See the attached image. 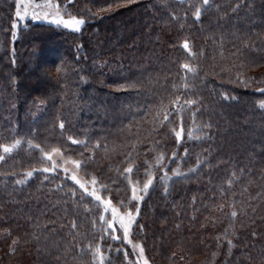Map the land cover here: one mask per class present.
<instances>
[{
  "label": "trees",
  "instance_id": "16d2710c",
  "mask_svg": "<svg viewBox=\"0 0 264 264\" xmlns=\"http://www.w3.org/2000/svg\"><path fill=\"white\" fill-rule=\"evenodd\" d=\"M55 2L79 31L0 0V264H97L96 247L128 264L132 247L63 166L88 157L77 179L134 213L151 264H264V0ZM177 97L198 103L179 144L180 120H163ZM44 153L55 172L38 171L52 167Z\"/></svg>",
  "mask_w": 264,
  "mask_h": 264
},
{
  "label": "snow or ice",
  "instance_id": "6c2138e0",
  "mask_svg": "<svg viewBox=\"0 0 264 264\" xmlns=\"http://www.w3.org/2000/svg\"><path fill=\"white\" fill-rule=\"evenodd\" d=\"M72 0H69V3H71ZM210 3V0H202V4L203 5H209ZM37 7H39V5H37ZM52 7H58L56 5H52ZM15 15L20 18V19H23L24 17L21 16V13L20 11H17L15 13ZM56 15L59 17L60 14H59V11H57ZM194 16H195V19L198 21L201 17V10L199 8H197L195 10V13H194ZM55 23L57 24H63L65 27L67 28H72L74 31H79L80 30V26H82L85 21L83 19H79V18H76V17H70L69 19L65 20L63 19V17H60L58 19L55 20ZM13 28L16 27L15 24L12 25ZM182 47L184 49H188L189 52H190V49H189V45L187 43V41L184 42V44L182 45ZM182 68L188 72V73H193L195 74L196 73V69L194 67H190L189 64L185 63L182 65ZM261 91H264V89H261ZM227 99V97H225ZM196 104L197 107H198V103L197 101L195 100H184L183 103L180 102V99L179 97L176 98V100L173 102V107L171 109V111H169L167 114H165L163 116V120L164 121H167L169 123H173L175 122L176 120H180V125H179V130H176V129H173V132L175 133V139L177 141V143L179 144L181 141H183L184 139V128H183V117H182V113L186 110V109H190L192 107V105ZM261 108H264V103H261L260 105ZM193 116H195V112L192 113ZM169 117H173V120H169ZM207 126V125H206ZM65 125L63 122H60L59 123V128L60 129H64ZM192 138V135L191 133H189V139ZM198 139L200 137H197ZM68 140L71 141L72 144H81L82 141L81 140H78V139H74L72 136H68ZM21 143L20 140H16L15 141V144L12 146V147H8V146H4L3 147V151L5 153H11L13 148L19 146ZM36 148H39L40 145H35ZM95 147H100L99 144H96ZM53 152L54 153H59V149H53ZM187 150H185V155H187ZM44 157L48 160V161H52V167L49 168V167H44L42 169H39L38 171H41L42 173H49V172H55L56 169H57V165L55 163V161H53V158H52V154H49V153H44ZM173 159H177L176 157V154L173 153ZM4 157L3 156H0V160H3ZM91 159V157H88L86 159H84L83 161L81 160H77V161H72V163L75 165V167L77 169H80L81 168V165L84 164L85 166L87 165V163L89 162V160ZM163 160V157H159L157 159V163H161ZM34 171H37V170H34ZM34 171H29L27 172V177L31 178L33 175H34ZM124 173L125 174H131L133 172V168L131 166L125 168L124 170ZM190 171H195V169H190ZM64 172L67 173L68 172V169H64ZM174 175H183V173L180 172L179 169L176 170V172L174 173ZM44 179H48L47 176H44L43 177ZM71 181H73L76 185H79V188L80 189H83L84 193H86L87 195L91 196V197H94L96 201H101V203L104 205V211L105 212H108L110 209L108 207V205L111 203L110 200L108 201H103L102 198L97 195L96 191L93 190L92 192H89L88 191V188L85 186V184L81 183V181L79 179H77V176L75 173L71 174L69 177H68ZM125 179H127V175H125ZM154 179L155 177H150L147 179L146 183H144L143 185V188L140 189L139 191H142L143 193L147 194L149 188H151L153 186V182H154ZM161 181L162 182H166L168 180L171 179V177H169L167 175V172H165L162 176H161ZM16 183L18 184H22L24 183V181L22 180H17ZM92 184L95 185L96 184V179L93 177L92 179ZM165 191H167V188L165 187L164 189ZM72 195H75V192L73 191ZM143 196L138 194V189L135 187V185L132 186L131 188V200L133 201H137V202H140L143 200ZM113 211V215H112V219L111 220H108V221H105V223L107 224V227L109 229L112 230V232L114 233L115 232V222L117 220V217L115 215V210H112ZM139 209L137 208V213H138ZM237 215V213L235 211H232L231 212V216L232 217H235ZM101 220L104 219L103 216L100 217ZM134 223V217L132 216V213L129 212L127 214V222H125V218L121 217L119 219V227L122 229L123 231V236H124V239L127 243L131 244V240L128 239V234H129V229L131 227V225ZM73 227H75V225H73ZM113 239H120V237L118 236H115L113 235L112 236ZM15 243V242H14ZM229 245L231 246V241H229ZM136 247H139V246H134V250ZM117 251H120V250H117ZM139 254L142 255L143 254V248L140 247L139 249ZM125 257L127 256V253L125 252L124 253ZM93 256L94 258H96L98 260V264H105V257L103 255V253L101 252L100 248L99 247H96L95 249V252L93 253ZM139 264V262H138ZM142 264H148V261L147 259L145 258L142 262Z\"/></svg>",
  "mask_w": 264,
  "mask_h": 264
},
{
  "label": "rangeland",
  "instance_id": "374dc122",
  "mask_svg": "<svg viewBox=\"0 0 264 264\" xmlns=\"http://www.w3.org/2000/svg\"><path fill=\"white\" fill-rule=\"evenodd\" d=\"M37 5H39V7H37ZM52 5L58 6V4L55 2V0H18L17 11H20L21 16L24 17L22 20H24L27 17H30L32 19H37L39 17H44V18H49V19L55 21L56 19H58L60 17H63V19H65V20L69 19L70 17H73V16H67V15L66 16L65 15H60L58 17L56 15V13H57V11H59V13H60L61 9H59L58 7H52ZM12 146L13 145H9L8 147H12ZM58 156L59 155H54V158H57ZM63 166L68 168L70 171L72 170L73 173L78 174L77 168L75 167L74 164H71V163L63 160ZM146 181L144 183H146ZM144 183L136 182L135 184H133L138 189V194H140V195H142L143 192L139 191V190L143 188ZM98 192L99 191L97 190L96 191L97 195H99ZM102 199H103V201H108L109 200V199H105L104 196H102ZM108 207H109L110 210L108 212L104 211L106 221L112 219V215H113V211L112 210H115V215L117 217V220L115 222V232L114 233L112 232L113 235L120 237V239H122L124 242H126L125 239H124V236H123V231L119 227V219L121 217H123V218H125V222H127V214L129 212L126 211L125 209H123L120 205L112 204V202L108 205ZM133 215H134V213H132V216ZM133 227H134V223L131 225V227L129 229V234H128V239L131 240V242H132L131 244L128 243L132 247L131 248V250H132L131 254H129V255L127 254V257L129 259L128 264H138V262H139V264H142V262H143V260L145 258L147 259L148 264H151V262L149 261L148 257L146 256V254L144 252V249H143V254L142 255L139 254V249H140V247H142V245H141V243L139 241H137V240H135L133 238V236L131 234ZM134 246H139V247H136L135 250H134ZM102 253H103L104 257H105V264H106V260H107L106 253L104 251ZM96 261H97V264H98V260L97 259H96Z\"/></svg>",
  "mask_w": 264,
  "mask_h": 264
}]
</instances>
